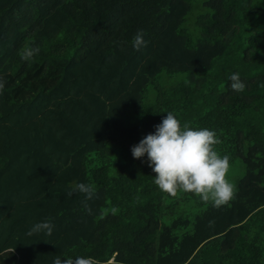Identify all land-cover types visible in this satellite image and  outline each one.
<instances>
[{
    "label": "trees",
    "instance_id": "1",
    "mask_svg": "<svg viewBox=\"0 0 264 264\" xmlns=\"http://www.w3.org/2000/svg\"><path fill=\"white\" fill-rule=\"evenodd\" d=\"M0 80V264H264V0H0ZM168 111L217 133L227 204L133 157Z\"/></svg>",
    "mask_w": 264,
    "mask_h": 264
},
{
    "label": "clouds",
    "instance_id": "2",
    "mask_svg": "<svg viewBox=\"0 0 264 264\" xmlns=\"http://www.w3.org/2000/svg\"><path fill=\"white\" fill-rule=\"evenodd\" d=\"M146 44L143 30H138L133 38V47L140 50ZM39 52L38 45H26L18 54L22 60L31 61ZM229 80L233 91H244L245 84L238 72L231 74ZM3 88L4 81L0 80V91ZM166 113L162 122L155 125L156 131L147 134L132 147L133 157L138 159L147 154V163L155 173L154 184L171 197H176L178 192L193 193L216 208L230 202L235 195V186L227 179L230 158L216 150L215 146L221 143L217 133L206 127L195 128L189 123L182 124L173 112ZM75 191L84 193L88 200L93 197L95 188L90 184L79 183ZM72 194V190L66 193L69 197ZM53 228L50 220L37 222L28 235L42 232L51 235ZM53 264H97V261L90 256L67 257L63 260L57 256Z\"/></svg>",
    "mask_w": 264,
    "mask_h": 264
}]
</instances>
